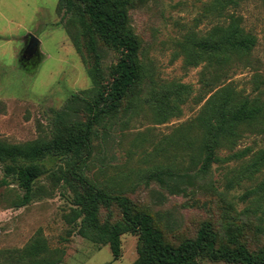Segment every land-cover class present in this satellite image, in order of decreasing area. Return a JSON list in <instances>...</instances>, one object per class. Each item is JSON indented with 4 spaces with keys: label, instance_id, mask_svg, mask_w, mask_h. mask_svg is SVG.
I'll return each mask as SVG.
<instances>
[{
    "label": "rangeland",
    "instance_id": "rangeland-1",
    "mask_svg": "<svg viewBox=\"0 0 264 264\" xmlns=\"http://www.w3.org/2000/svg\"><path fill=\"white\" fill-rule=\"evenodd\" d=\"M213 3L215 0H135L127 6L128 26L140 43L139 59L145 72L147 89L139 101L142 109L127 110L123 105L116 115L104 117L95 126L99 135L84 166L89 180L129 197L138 209L153 217L166 240L175 245L195 237L204 221H212L216 228L224 224L235 228L257 218L253 214L239 215L244 205L236 203L245 189H227L223 167L215 165L207 176L205 182L213 186L200 188L202 182L180 194L170 192L151 176L164 170L165 179L173 182L181 179L178 173L194 174L198 169L188 148L197 132L193 123L219 88L204 84L212 76L206 71V61L195 64L189 58L195 51L196 37L206 35L218 22ZM237 11L258 42L252 64H239L225 82L248 94L254 88L253 76L264 75V0H246ZM68 17L59 8V0H0L1 141L23 144L51 138L57 113L65 109L70 96L95 88L88 69L96 65V57L90 50L86 29L79 22L72 29L82 47L83 53H79L66 30ZM30 33L39 41V56L25 61L22 55L31 41ZM98 44L101 67L109 80L120 51L101 37ZM172 83L186 84L190 89L178 100L177 96L166 98L169 108L177 105L178 109L162 122L147 98L155 85L165 84L157 87L165 91ZM73 117L86 121L90 115L81 111ZM248 145L264 147V135L247 132L236 149ZM221 153L228 154L229 150ZM194 154L199 160L197 150ZM67 160L50 155L40 161L45 173L34 183L32 200L22 207L15 204L24 190L12 177H6L0 162V264H15L22 249L38 233L46 238L51 250L58 251L62 264H133L138 260L137 233L122 236L118 260L109 245L70 233L73 226L66 221V214L74 206V191L70 183L59 178L69 167ZM5 178L8 184L3 183ZM101 217L115 221L121 215L116 207H102ZM245 231L241 238L250 250L264 246V235L249 227ZM201 263L234 264L209 259Z\"/></svg>",
    "mask_w": 264,
    "mask_h": 264
},
{
    "label": "trees",
    "instance_id": "trees-1",
    "mask_svg": "<svg viewBox=\"0 0 264 264\" xmlns=\"http://www.w3.org/2000/svg\"><path fill=\"white\" fill-rule=\"evenodd\" d=\"M244 1L215 0L218 22L206 35L196 37V52L190 54V62L207 63L206 71L212 76L204 80L205 86L219 88L193 123L197 132L188 148L198 164L197 171L178 173L181 179L173 182L165 179L164 170L153 172L151 176L170 192L180 194L205 182L215 165L223 167L227 189H245L236 203V206L244 205L239 215L253 214L256 220L235 228L230 224L216 228L212 221H204L195 237L185 238L175 245L166 240L153 217L138 209L129 197L103 189L85 175L84 166L92 154L94 139L99 135L95 126L107 115H116L123 105L127 110L142 109L139 101L147 89L145 72L139 59L140 43L128 26L127 6L133 5L135 0H59V8L69 16L65 22L67 33L79 53H83L82 47L72 29L78 22L86 29L90 50L96 57V65L88 69L95 88L70 96L65 109L57 113L51 138L23 144L0 140V162L4 164L6 177H12L24 190L15 205L22 207L32 200L34 183L45 173L41 160L50 155L66 157L69 167L59 178L70 183L74 191V206L66 214V221L73 226L70 233L76 232L94 243L109 245L115 260L122 255V236L134 232L139 235V258L133 264H202L203 259L264 264V246L250 250L241 238L247 227L264 235V147L248 145L236 149L247 132L264 135V75L253 76L254 88L248 94L235 89L232 82H225L239 64L246 67L252 64V53L258 42L257 36L245 27L244 16L237 11ZM98 37L120 51L109 80L101 67ZM162 85L165 84H157L150 90L147 101L159 121L164 122L178 109L177 105L169 108L166 98L177 96L178 100L190 86L172 83L163 91L157 88ZM81 111L90 115L88 120L73 117ZM194 149L200 155L199 160H196ZM223 149H228L229 153L222 154ZM3 183H9L7 178ZM200 186L205 189L213 184L205 182ZM230 206L236 208L235 204ZM102 207L118 208L121 217L115 221L103 220ZM15 264H62V257L57 250H51L46 238L38 233L22 249Z\"/></svg>",
    "mask_w": 264,
    "mask_h": 264
},
{
    "label": "water",
    "instance_id": "water-1",
    "mask_svg": "<svg viewBox=\"0 0 264 264\" xmlns=\"http://www.w3.org/2000/svg\"><path fill=\"white\" fill-rule=\"evenodd\" d=\"M29 36L31 38V41L27 45L22 55V58L25 61L39 56V41L33 36V34L30 33Z\"/></svg>",
    "mask_w": 264,
    "mask_h": 264
}]
</instances>
